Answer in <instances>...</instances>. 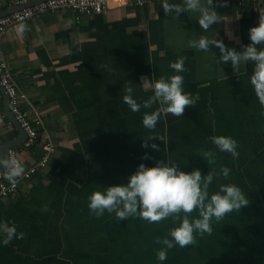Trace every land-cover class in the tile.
I'll use <instances>...</instances> for the list:
<instances>
[{
  "label": "crops",
  "instance_id": "1",
  "mask_svg": "<svg viewBox=\"0 0 264 264\" xmlns=\"http://www.w3.org/2000/svg\"><path fill=\"white\" fill-rule=\"evenodd\" d=\"M21 1L0 0V11ZM214 3L224 5L215 9L222 22L207 32L194 13L166 15L162 0H112L103 13L80 19L72 11L46 13L25 22L29 30L22 38L17 25L9 28L1 51L26 94L22 108L40 115L56 153L14 196L0 197V222L25 234L7 246L0 242V264H264V109L250 84L254 65H242L237 75L230 62L218 63L214 45L208 52L187 46V40L204 35L242 51L251 43L249 29L264 13V0ZM181 57L186 70L176 73L169 63ZM176 74L184 77V92L197 98L196 104L181 117L162 115L150 131L143 115L159 105L143 108L154 93L141 87V78ZM126 82L132 83L139 112L122 102ZM150 135L162 138L149 141L160 151L141 146ZM17 136L0 92V147ZM211 136L236 140L239 157L219 152ZM207 151L214 163L204 156ZM145 153L152 158L143 159ZM41 155L39 146L20 150L26 169ZM169 158L185 173L215 171L209 197L221 185L235 184L249 204L218 223L213 219L211 235L194 233L195 245H177L161 262L157 252L165 246L156 240L170 239L168 230L178 224L171 218L151 224L138 216L118 221L107 212L96 218L87 198L126 185L142 163L155 167ZM222 167L231 170L228 178ZM195 218L198 210L189 216Z\"/></svg>",
  "mask_w": 264,
  "mask_h": 264
},
{
  "label": "clouds",
  "instance_id": "2",
  "mask_svg": "<svg viewBox=\"0 0 264 264\" xmlns=\"http://www.w3.org/2000/svg\"><path fill=\"white\" fill-rule=\"evenodd\" d=\"M223 4L214 3V0H181L180 3H169L162 0L161 7L166 15L175 14L178 18L182 13H194L197 15V22L200 28L207 32L213 24L222 22L221 15L215 10ZM72 23L71 20L68 21ZM28 25L20 22L16 26L17 34L22 38L28 31ZM251 41L248 45H242V51L226 47L223 42L209 39L200 35L187 40V46L196 50L208 52L211 46L219 49L218 63H231L233 71L238 75L242 65L252 63L254 65L250 76V84L259 101L261 109H264V13L259 15L258 26L252 27L248 32ZM184 57L170 62L169 67L176 73H182ZM108 69L111 74L113 70ZM223 71V70H222ZM142 88L150 89L154 95L143 102V108L148 109L153 104L159 107L151 113L145 112L142 124L148 130H154L162 115L171 114L176 117L183 116L187 107H194L196 99L190 93H185L182 87L184 77L180 74L170 77L161 76L158 80L152 81L146 77L141 78ZM122 102L132 112H139L141 104L134 99V88L131 82L123 85ZM264 115V111L261 112ZM162 139L157 136H149L141 145L143 148H151L160 151L158 145L149 141ZM211 144L215 145L219 152L229 153L233 158L239 157L237 151L238 143L231 137L211 136L208 138ZM204 156L209 163H214L213 152L207 151ZM145 153L143 159H151ZM0 171L6 180L14 187L18 179L26 174V167L14 154L0 152ZM228 167H222L220 173L224 178L230 175ZM216 176L215 171H210L202 176L199 169L190 173L180 171L177 163L171 158L167 162L159 160L155 167H147L140 164L136 171L127 179L126 185L110 186L104 192L94 191L88 196V209L91 215L100 218L105 212L114 214L118 221L127 220L129 217H139L151 224H158L163 220L171 218L177 227L168 230V237L163 240H156L157 244H163L165 248L157 252V259L161 262L167 259V250L179 246L181 248L195 245L197 240L194 233L201 237L204 234L211 235L213 232L212 221L218 223L227 214L239 211L249 204L248 199L242 190L235 184L221 185L218 192L209 197V185ZM198 210L199 218L189 219L190 214ZM183 214V215H181ZM23 232H17L15 224L7 221L0 222V242L7 246L13 239L22 240Z\"/></svg>",
  "mask_w": 264,
  "mask_h": 264
},
{
  "label": "built area",
  "instance_id": "3",
  "mask_svg": "<svg viewBox=\"0 0 264 264\" xmlns=\"http://www.w3.org/2000/svg\"><path fill=\"white\" fill-rule=\"evenodd\" d=\"M29 0H24L26 2ZM112 0H46L34 6L16 11L12 14L0 18V83L5 89L10 104V111L20 123L21 127L27 134V139L22 146L9 149V154H14L20 159V150H29L35 146H39L42 155L39 160L32 166L26 169V174L18 179V182L13 187L8 180L0 175V197L9 198L14 196L20 186V183L25 180H30L40 169H44L51 157L56 153V145L53 138L45 127L40 115L36 114L32 117L28 111L22 108L23 101H27L26 94L20 89L18 83L13 77L10 66L5 60L1 51V42L4 39L9 28L18 25L20 22H28L35 17L50 13L72 11L76 13L77 19L80 17H91L101 14L109 8ZM124 3L129 0H119ZM237 6H243L248 1L260 0H232ZM140 5L144 1H139ZM21 160V159H20ZM0 171H2L0 169Z\"/></svg>",
  "mask_w": 264,
  "mask_h": 264
},
{
  "label": "water",
  "instance_id": "4",
  "mask_svg": "<svg viewBox=\"0 0 264 264\" xmlns=\"http://www.w3.org/2000/svg\"><path fill=\"white\" fill-rule=\"evenodd\" d=\"M46 0H29L26 2L22 3H17L16 5L10 6L7 9H4L0 11V18L4 17L6 15L12 14L16 11L23 10L25 8L34 6L36 4H39L41 2H44ZM0 92L2 93V96L4 98V105H5V112L8 117V119L11 121V123L14 125L18 132V136L14 139H11L10 141L5 142L1 147H0V152L8 153L9 149L11 148H17L23 145V143L27 139V134L24 131V129L21 127L20 123L16 120L15 116L11 113L10 111V104H9V97L5 91V89L1 86L0 83ZM3 170L2 168H0ZM34 177V176H33Z\"/></svg>",
  "mask_w": 264,
  "mask_h": 264
}]
</instances>
